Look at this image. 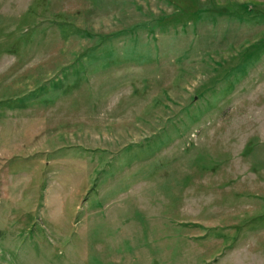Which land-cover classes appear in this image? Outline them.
Instances as JSON below:
<instances>
[{"label":"rangeland","instance_id":"374dc122","mask_svg":"<svg viewBox=\"0 0 264 264\" xmlns=\"http://www.w3.org/2000/svg\"><path fill=\"white\" fill-rule=\"evenodd\" d=\"M0 264H264V0H0Z\"/></svg>","mask_w":264,"mask_h":264}]
</instances>
